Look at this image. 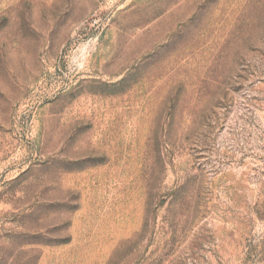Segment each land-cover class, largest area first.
I'll use <instances>...</instances> for the list:
<instances>
[{"label":"rangeland","instance_id":"obj_1","mask_svg":"<svg viewBox=\"0 0 264 264\" xmlns=\"http://www.w3.org/2000/svg\"><path fill=\"white\" fill-rule=\"evenodd\" d=\"M0 264H264V0H0Z\"/></svg>","mask_w":264,"mask_h":264}]
</instances>
